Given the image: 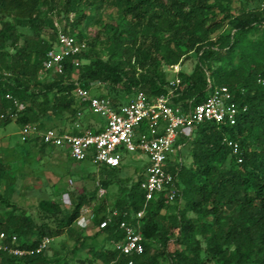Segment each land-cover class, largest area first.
I'll return each instance as SVG.
<instances>
[{
	"label": "trees",
	"instance_id": "obj_1",
	"mask_svg": "<svg viewBox=\"0 0 264 264\" xmlns=\"http://www.w3.org/2000/svg\"><path fill=\"white\" fill-rule=\"evenodd\" d=\"M64 4L65 28L70 27L80 41L86 40L88 49L80 56L79 69L68 59L64 75L41 78L39 73L46 54L56 42L53 6L50 12L43 13L41 7L49 5L46 0H0V14L12 17L0 19V115L13 110L18 116L23 114L15 123L36 122L45 129L52 128L44 124L53 121L60 126L62 116L68 114L69 127L60 126L59 130L81 135V131L72 129L77 113L86 111L74 95L75 73L77 82L85 88L103 83L107 91L102 95L120 106L129 103L140 91L149 98L165 94L170 81L162 73L163 66L182 64L190 54H197L199 63L191 74L180 72L182 89L174 103L198 105L208 99L213 87L227 86L234 101L240 107L246 106L247 111L239 115L233 127L207 122L194 131V139L179 141L182 145L191 144L192 162L186 166L181 161L171 168L181 195V215L175 224L168 226L160 219L162 210L170 205L163 197L152 200L145 208V193L140 187L144 180L142 173L131 187L120 190L114 209L104 204L99 208L100 215L93 218L97 234L91 238L75 226L99 188L107 190L110 184L106 180L99 182L97 194L89 195L84 190L71 211L58 220L56 229L39 225L28 216H15L12 211L0 215V233L17 234L20 243L28 248H35L44 237L54 239L67 234L75 243L72 254L91 248L95 260L103 264H159L169 249L168 237L177 227L188 238H205L212 259L219 264H264V6L236 14L232 0H65ZM110 8L117 10L120 22L104 25L111 46L109 58L103 60L102 56L93 55L95 45L76 30L98 21V16ZM72 13L75 17L70 22ZM27 31L32 35L28 36ZM86 60L89 64L84 65ZM47 79L51 83L46 90H39L40 83ZM118 86L127 94L132 93L129 102L122 103L115 96ZM48 93H53L52 100ZM7 95L19 102L20 110ZM91 122L86 130L99 133L101 129L95 127L104 121L97 117ZM11 123L8 119L0 121V129ZM225 138L238 142L237 155L224 144ZM32 140L39 149H48L39 140ZM27 166L23 163V167L14 171L0 150V189L3 183L13 187L17 179L29 177ZM119 170L105 167L103 173L116 175ZM0 204L12 206L1 194ZM42 204L48 211H59L56 203ZM110 210L127 212V220L134 225L132 214L144 211L140 220L144 254L127 257L113 250L111 242L124 239L118 227L122 216L107 229H99ZM188 212L195 214L196 223L187 218ZM100 236L105 239L96 248L86 244ZM108 244L111 249H107ZM170 260L171 264H205L199 255L189 256L180 250L172 252ZM0 264L71 262L62 263L54 254L27 258L0 254Z\"/></svg>",
	"mask_w": 264,
	"mask_h": 264
},
{
	"label": "built area",
	"instance_id": "obj_2",
	"mask_svg": "<svg viewBox=\"0 0 264 264\" xmlns=\"http://www.w3.org/2000/svg\"><path fill=\"white\" fill-rule=\"evenodd\" d=\"M73 20L74 15H71L70 22ZM55 26L56 42L46 54L39 73L41 78L64 75L65 62L68 59H72L74 67L79 69L82 65L80 56L88 49L87 41L77 39L71 33L70 27L67 29L60 27L57 19ZM180 66L181 64L172 67L175 77L170 81L165 94L149 98L140 91L129 103L120 106H115L109 97L93 94L92 89L101 86L102 83L85 88L75 80L74 95L79 105L86 108L90 114L104 120V123L98 126L101 129L99 133L84 128L85 111L81 110L77 113L72 127L73 130L81 131V135L72 134L70 130L42 129L34 124L25 125L23 135L25 138L39 140L40 144L48 148L63 151L76 162L91 161L100 168L122 169L129 154H140L138 159L145 156L148 163L143 169L144 180L140 184L145 193V208L159 197H163L166 204H173L180 195V190L171 168L181 163L180 152L183 147L179 142L181 138L191 139L194 131L207 122L219 127H233L237 124L239 115L247 111L246 106L240 107L234 101L227 86L213 87L208 99L201 104L194 105L192 102L188 106L182 103L175 104L174 100L182 89ZM6 98L20 110L17 100L11 95H7ZM6 119L16 122L18 112L10 110L0 115V121ZM224 144L234 155L239 153L238 142L225 138ZM238 162L242 163V159L238 158ZM99 192L101 196L106 194L102 187L99 188ZM120 216L123 219L118 227L124 233V239L112 241L113 250L127 257L141 256L145 252V239L140 221L144 211L132 214L131 219L136 221L134 225L127 220L129 216L127 212L121 214L118 210H110L107 218L100 223L99 229H107ZM83 217L82 215L81 220ZM53 241V238L44 237L35 248H28L20 243L17 234L2 232L0 254L16 258L46 255L50 254Z\"/></svg>",
	"mask_w": 264,
	"mask_h": 264
},
{
	"label": "rangeland",
	"instance_id": "obj_3",
	"mask_svg": "<svg viewBox=\"0 0 264 264\" xmlns=\"http://www.w3.org/2000/svg\"><path fill=\"white\" fill-rule=\"evenodd\" d=\"M49 5L41 7V11L44 13L50 12L53 6V15L55 20H59L60 27L64 28L65 18L67 14L65 10V0H46ZM233 8L236 14L243 12H250L261 9L264 0H232ZM90 15L96 13L90 12ZM74 15L75 13H72ZM70 15V16H71ZM98 21L94 20L89 25L84 24L76 33H82L84 38L89 43L95 45L94 56H102L103 60H107L110 56V34L104 31V25L106 24H118L120 22V15L116 9L110 8L104 11L101 16H98ZM12 18L9 14H0V19L7 20ZM28 36L32 34L27 31ZM47 37V33H46ZM99 37V39H97ZM97 39V40H96ZM13 52V51H12ZM199 63V57L197 54H190L182 62L180 66V72L191 74L196 65ZM84 65L89 64V61H84ZM171 67L163 66L162 73L166 75L168 81L173 80L175 73L171 70ZM75 79L77 73H75ZM45 80V79H44ZM51 83V80L40 83L38 89L45 91L46 87ZM115 96L120 99L122 103L129 102L132 98V93L127 94L121 89L120 86L115 87ZM104 84L96 86L92 89L94 95H101L106 93ZM50 99H53V93H48ZM23 114L19 113V116ZM93 118H97L85 111L84 128L89 122L93 121ZM99 119V118H98ZM104 121L103 119H101ZM92 123V122H91ZM38 125V123H27ZM25 124V125H27ZM69 115L64 114L62 116L61 128L69 127ZM25 125L18 123H11L7 127L0 129V150L1 154L6 157L8 163L14 171H18L19 168L24 165L27 166V171L31 175L27 178H19L14 182L13 187L3 183L0 189V194L9 200L11 207L0 204V215H6L8 212H14L15 216L32 218L37 224H47L53 229H56L60 219H62L68 212L71 211L75 204V200L83 193L84 190L89 192V195L98 191V185L102 180L109 182V186L104 196L98 192L95 199L89 206H86L82 215V220L75 226L76 230H84V236L93 237L97 234V228L93 226V218L95 214H98L99 208L104 204L106 208H113L118 198L120 197V190L131 187L142 175L143 169L148 163L145 156L143 159H138L140 154H129L125 160V165L116 175H109L104 171L105 167H97L91 161L83 163L73 162L69 156L62 153L61 150H51L52 148L42 149L30 138H25L23 130ZM60 126L53 121L52 123L44 124V127H52L60 129ZM194 139V137H193ZM35 146V147H34ZM191 144L183 145L180 158L183 164L190 166L192 159L190 156ZM181 195L177 200L170 204L168 208L162 210L160 219L163 223L170 226L175 224L177 217L181 215L179 209ZM43 202L56 203L59 205V211L54 209L48 211L44 209ZM100 214H98L99 216ZM187 218L195 221L196 216L192 212L187 213ZM84 228V229H83ZM105 239V236L97 237L95 241L88 240L86 244L96 248ZM169 249L166 250L165 255L159 260V264H171L170 254L175 250H180L186 255L193 256L199 255L205 264H219V261L212 259L210 255V249L207 245L206 239L197 236L196 239L188 238L187 235L181 233L179 228H174L172 233L168 237ZM52 250L49 255L56 256L61 262L69 260L71 264H103L100 261L95 260V252L91 248L79 251L78 254H72V250L75 247L73 240L69 239L67 234L54 238L52 242ZM107 249H111L110 244L107 245Z\"/></svg>",
	"mask_w": 264,
	"mask_h": 264
},
{
	"label": "crops",
	"instance_id": "obj_4",
	"mask_svg": "<svg viewBox=\"0 0 264 264\" xmlns=\"http://www.w3.org/2000/svg\"><path fill=\"white\" fill-rule=\"evenodd\" d=\"M98 126H100V125H98ZM98 126H96L95 128H99ZM80 220H81V219H80ZM80 220H79V221H80ZM79 221H78V222H79ZM82 221H83V220H82Z\"/></svg>",
	"mask_w": 264,
	"mask_h": 264
}]
</instances>
